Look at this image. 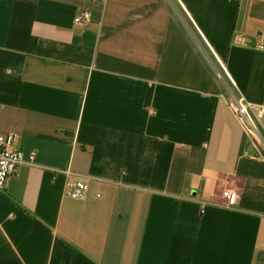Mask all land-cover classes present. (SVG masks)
Listing matches in <instances>:
<instances>
[{"label":"crops","instance_id":"crops-1","mask_svg":"<svg viewBox=\"0 0 264 264\" xmlns=\"http://www.w3.org/2000/svg\"><path fill=\"white\" fill-rule=\"evenodd\" d=\"M177 2L264 134V0ZM170 7L0 0V264H264V157Z\"/></svg>","mask_w":264,"mask_h":264},{"label":"built area","instance_id":"built-area-1","mask_svg":"<svg viewBox=\"0 0 264 264\" xmlns=\"http://www.w3.org/2000/svg\"><path fill=\"white\" fill-rule=\"evenodd\" d=\"M169 3H172L169 0ZM91 13L89 10H84L80 15L74 18V24L77 26H85L90 22ZM261 49L263 46L260 47ZM216 72V76L220 79L227 90V95L224 99L227 109L232 116L243 125L251 140V144L255 150H257L262 157H264V134L259 126L249 114V104L244 97H238L230 90L229 87L222 79L221 75ZM16 137L13 134H0V189H4L6 181L9 177L15 174V171L19 165L24 161L22 154L16 149ZM35 158V153L29 154V165ZM62 173L65 177L71 176L73 173L67 169ZM92 182L101 183L102 180L96 177L87 176L85 181H70L66 180L62 187V196L67 200L84 201L87 199L90 185ZM221 198V202L217 205L233 209L235 206L236 195L234 191L230 189H223L218 194ZM96 197H100V194L96 193Z\"/></svg>","mask_w":264,"mask_h":264},{"label":"trees","instance_id":"trees-1","mask_svg":"<svg viewBox=\"0 0 264 264\" xmlns=\"http://www.w3.org/2000/svg\"><path fill=\"white\" fill-rule=\"evenodd\" d=\"M170 2L172 3V5H171L169 11L173 15L178 13V15L181 17L182 20H181V22L179 21V26H180L181 30L183 31V33L185 34V36H187V38H189L190 34H191V37L193 35L195 40L199 43V46L201 47V52H198V55L201 58V60L203 61V63L205 64V66L207 67V69L209 70V72L213 74V70L215 69V71H217L221 75L223 81L229 87H231L229 81L227 80V78L224 75L222 68L220 67L218 62L215 60L214 56L212 55L209 48L204 43L202 37L200 36L198 31L195 29L194 24L189 19V17L185 13V11L179 6L177 0H170ZM173 7H174L176 13H175ZM212 68H214V69H212Z\"/></svg>","mask_w":264,"mask_h":264}]
</instances>
